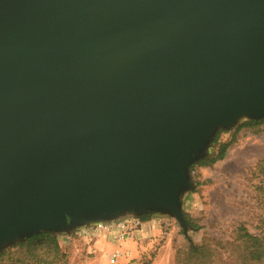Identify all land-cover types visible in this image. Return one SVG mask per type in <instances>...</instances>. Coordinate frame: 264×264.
Here are the masks:
<instances>
[{
	"label": "water",
	"instance_id": "1",
	"mask_svg": "<svg viewBox=\"0 0 264 264\" xmlns=\"http://www.w3.org/2000/svg\"><path fill=\"white\" fill-rule=\"evenodd\" d=\"M264 120V0H0V251L121 216L186 232L189 168Z\"/></svg>",
	"mask_w": 264,
	"mask_h": 264
},
{
	"label": "rangeland",
	"instance_id": "2",
	"mask_svg": "<svg viewBox=\"0 0 264 264\" xmlns=\"http://www.w3.org/2000/svg\"><path fill=\"white\" fill-rule=\"evenodd\" d=\"M244 121L216 132L205 157L233 140L223 160L189 168L192 189L180 198L185 233L168 214L125 215L52 234L59 246L55 258L42 245L19 249L23 242H15L0 251V264H179L190 246L200 245L213 251L211 264H243L235 253L239 227L264 235V175L258 165L264 162V126L237 131Z\"/></svg>",
	"mask_w": 264,
	"mask_h": 264
},
{
	"label": "trees",
	"instance_id": "3",
	"mask_svg": "<svg viewBox=\"0 0 264 264\" xmlns=\"http://www.w3.org/2000/svg\"><path fill=\"white\" fill-rule=\"evenodd\" d=\"M260 126H264V120H247L241 123L236 130L239 131L243 128L253 129ZM258 132H260V130H253L254 134ZM217 138L218 135H216L214 143L218 142ZM233 142L234 141L231 140L228 142L219 143L218 148L214 152L197 161L191 165L190 168L192 169L194 166L210 167L216 162L223 160L227 150L230 148ZM258 165L260 167V172L264 175V162H261ZM236 242L237 247L235 253L237 257H240L243 264H264V235L260 237L253 236L248 233L244 227H239ZM36 244L42 245L51 250L54 258L59 255V246L56 236L47 233L34 235L16 246L19 249H22L25 247H33ZM212 252L213 251H211L205 245L190 246L188 252L180 259L179 264H211V259L213 257ZM3 255H5V253H2L1 256Z\"/></svg>",
	"mask_w": 264,
	"mask_h": 264
},
{
	"label": "built area",
	"instance_id": "4",
	"mask_svg": "<svg viewBox=\"0 0 264 264\" xmlns=\"http://www.w3.org/2000/svg\"><path fill=\"white\" fill-rule=\"evenodd\" d=\"M125 233L129 235V230H128V233H127V231H125ZM125 233L122 234V237H123V235H124Z\"/></svg>",
	"mask_w": 264,
	"mask_h": 264
}]
</instances>
